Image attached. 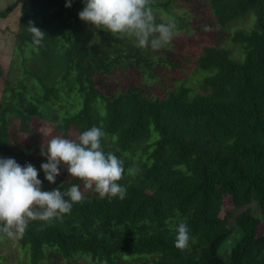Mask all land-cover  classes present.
<instances>
[{
    "label": "trees",
    "instance_id": "16d2710c",
    "mask_svg": "<svg viewBox=\"0 0 264 264\" xmlns=\"http://www.w3.org/2000/svg\"><path fill=\"white\" fill-rule=\"evenodd\" d=\"M175 1L150 6L171 16L167 8ZM185 1L198 18L186 30L198 37L181 39L172 54L181 62L186 49H200L198 93L184 83L152 93L161 80L155 69L167 60L109 35L103 40L109 31L79 18L85 0H71V8L69 0H17L0 11V19L20 11L9 71L0 59V158L32 164L43 191L63 193L75 184L84 196L62 220L29 222L18 241L30 249L32 264L53 253L65 261L91 256L93 264L142 255L157 257L138 264H264V0ZM251 14L252 28L230 33ZM30 22L45 32L39 46ZM227 39L242 47V62L222 47ZM14 71H20L17 80ZM37 119L52 123L63 138L100 127L103 151L124 161L118 183L125 198H100L63 165L50 184L41 168L43 144L26 140ZM227 196L237 209L256 202L262 216L222 217ZM231 219L238 232L226 262L220 250L232 240ZM181 222L190 236L184 250L175 247Z\"/></svg>",
    "mask_w": 264,
    "mask_h": 264
},
{
    "label": "clouds",
    "instance_id": "9594fccd",
    "mask_svg": "<svg viewBox=\"0 0 264 264\" xmlns=\"http://www.w3.org/2000/svg\"><path fill=\"white\" fill-rule=\"evenodd\" d=\"M152 0H85L79 18L112 34L135 38L136 46L156 51L169 44L174 36V25L157 24L151 8ZM71 8V0L66 4ZM28 31L33 44L41 45L45 32L29 23ZM105 132L93 126L84 131L78 142L54 136L44 142L41 155L47 159L41 168L50 184L56 183L63 165L70 176L82 180L86 189H92L100 198L119 197L123 200L127 190L119 181L123 179L124 161L114 153H105L101 140ZM135 175V169L128 170ZM39 173L32 164L21 166L12 158H0V232L8 238L22 237L30 221L63 219L74 203L82 202L79 185H72L63 193L59 189L42 190ZM67 197V199H66ZM175 247L184 250L190 236L186 223L176 229Z\"/></svg>",
    "mask_w": 264,
    "mask_h": 264
},
{
    "label": "rangeland",
    "instance_id": "374dc122",
    "mask_svg": "<svg viewBox=\"0 0 264 264\" xmlns=\"http://www.w3.org/2000/svg\"><path fill=\"white\" fill-rule=\"evenodd\" d=\"M17 0H0V11L7 9ZM168 1V0H162ZM175 1V0H174ZM168 11L171 12V16L167 15L162 11H153L155 16V22L157 24H166V25H174L173 27V39L169 44L164 45L159 50H152L149 46L148 48L142 49L143 53L149 55L154 58L162 57L166 59V64L163 63L161 66L155 69V73L161 77L157 83L152 84L151 92L155 93L156 95L165 90V88H177L181 84H186L189 87H192L193 91L196 93L201 91L200 82L203 75L196 71L194 60L198 53H200V49H192L191 52L189 49H186L184 53L189 56L187 58H182L180 60L176 59V57L172 54L176 52V49L179 48L177 45L178 42L185 38V37H193L197 38V34L191 31H187V25L190 22L197 21L198 18L195 17L193 14L190 13V8L185 0H176L172 5L167 8ZM20 17L19 7L18 9L11 14L7 19H0V59L3 63L4 68L9 71L14 59V42H15V35L18 31V21ZM256 21V17L254 14H251L250 17L242 21L241 19L235 21L229 28L231 34H233L236 30H248L254 26ZM109 35L110 39H117L124 41L129 46L136 47V40L135 38H129L127 36L121 37L120 34H112L110 32L101 33L102 39L104 40ZM167 50H166V48ZM222 47L229 50L232 54V58L237 62H242L244 57L242 55V47L239 45L233 44L230 39H227L223 44ZM171 51V52H168ZM193 54V55H192ZM161 59V58H160ZM169 59L171 60V64L168 63ZM175 64V66L172 65ZM12 73V72H11ZM10 73V74H11ZM20 71H14L12 74V79L17 80ZM34 126V136L27 137L26 140L28 143H32L35 146L40 144L47 143V140L51 139L54 136H63L55 131V126L44 120H36L33 124ZM78 134L76 132H71L68 138L77 141ZM250 211L253 214L261 217L262 211L255 203H252L248 206L243 208L237 209L234 206L233 200L230 196L225 197L224 204H223V211L221 216H226L229 212L233 213L234 215H239L243 212ZM228 228L232 231L231 238L232 240H225L222 242L221 245V253L222 257L226 262L230 261V252L232 246L234 245L235 237L238 232V228L235 224L233 219L230 220ZM261 231H264V225L262 226ZM19 237L17 238H8L6 235L0 233V255H2L3 259L1 260L0 264H32L31 262V253L29 248H23L19 245L18 241ZM49 249H46V254L49 253ZM77 257V258H76ZM75 259L71 261L62 260L56 253L49 254L47 259L42 261L41 264H93V262H98L93 259L91 256H76ZM156 255H142V256H124V259L121 261V264H138L139 261H148L151 258H156Z\"/></svg>",
    "mask_w": 264,
    "mask_h": 264
}]
</instances>
